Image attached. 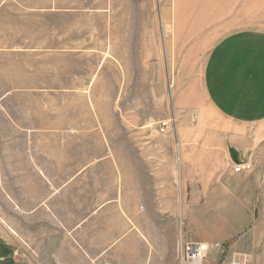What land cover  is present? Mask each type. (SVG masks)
<instances>
[{
	"label": "crops",
	"instance_id": "0c3cea01",
	"mask_svg": "<svg viewBox=\"0 0 264 264\" xmlns=\"http://www.w3.org/2000/svg\"><path fill=\"white\" fill-rule=\"evenodd\" d=\"M250 10L248 0H225L211 11L236 18L203 71L206 97L229 125L264 122V27L242 26ZM161 107L141 121L130 110L129 149L87 150L76 166L67 149L28 146L23 155L19 147L16 161L3 158L0 171L13 167L16 185L1 177L0 222L17 223V249L0 227V264H180L182 242L232 245L245 236L254 221L250 183L232 163L245 161L250 136L226 123L202 132L198 118L171 114L167 100ZM174 115L173 128L159 132ZM98 127L107 143L118 134L102 119ZM40 130L27 126L24 136L31 143Z\"/></svg>",
	"mask_w": 264,
	"mask_h": 264
},
{
	"label": "rangeland",
	"instance_id": "374dc122",
	"mask_svg": "<svg viewBox=\"0 0 264 264\" xmlns=\"http://www.w3.org/2000/svg\"><path fill=\"white\" fill-rule=\"evenodd\" d=\"M248 1L242 26L264 27V0ZM220 2L225 0H0V162L16 161L19 147L25 155L28 146L40 153L73 151L75 166L87 159V150L129 149L130 110L147 120L161 114L166 100L171 114H191L192 123L198 118L202 132H223L226 122L203 87L208 54L236 20L211 13ZM99 119L118 131L108 143ZM34 124L41 130L29 143L24 130ZM226 124L227 132L250 136L245 161L251 162L246 176L254 221L232 245L210 249L204 264H222L237 253L248 254L247 264H264V122ZM12 171H0V183L5 176L16 185ZM0 227L14 237L16 250L17 223Z\"/></svg>",
	"mask_w": 264,
	"mask_h": 264
},
{
	"label": "built area",
	"instance_id": "2783aa9c",
	"mask_svg": "<svg viewBox=\"0 0 264 264\" xmlns=\"http://www.w3.org/2000/svg\"><path fill=\"white\" fill-rule=\"evenodd\" d=\"M170 119L161 120L158 123V131L164 133L167 128L171 125ZM174 122V119H172ZM251 168V162L244 161L238 163H232V171L235 173H241L247 171ZM211 247L219 248L218 243L214 245H209L204 242L199 241H185L179 245L178 257L180 264H204L206 255ZM249 261V256L246 253H237L228 261L222 264H247Z\"/></svg>",
	"mask_w": 264,
	"mask_h": 264
},
{
	"label": "water",
	"instance_id": "95a60500",
	"mask_svg": "<svg viewBox=\"0 0 264 264\" xmlns=\"http://www.w3.org/2000/svg\"><path fill=\"white\" fill-rule=\"evenodd\" d=\"M228 152H229V155L231 157L232 160L236 161L237 159V151L234 147H229L228 148Z\"/></svg>",
	"mask_w": 264,
	"mask_h": 264
}]
</instances>
